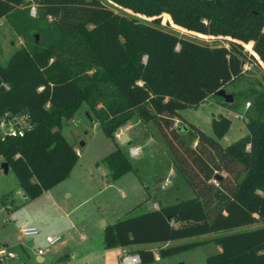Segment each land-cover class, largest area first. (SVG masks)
Listing matches in <instances>:
<instances>
[{
    "label": "trees",
    "instance_id": "1",
    "mask_svg": "<svg viewBox=\"0 0 264 264\" xmlns=\"http://www.w3.org/2000/svg\"><path fill=\"white\" fill-rule=\"evenodd\" d=\"M2 18L25 43L6 64L0 61V119L27 115L31 128L23 137L0 136V158L27 200L70 177L79 155L62 126L84 103L114 140L138 117L175 134L180 147L172 138L168 145L196 195L107 224L105 247L215 232L212 241L221 250L207 264H264V226L232 232L264 221V119L249 118L248 132L227 146L218 139L231 126L227 116L213 119L215 136L189 122L197 147L172 127L173 119L187 123L181 110L221 97V89L244 75L246 61L264 66V0H0ZM165 27L225 38L229 45L199 43ZM254 92V105L264 112V88ZM103 162L112 180L135 170L119 145ZM218 170L227 176L217 186ZM0 205L13 207L15 199L5 194ZM205 242L169 245L159 253L169 257ZM137 253L143 264L155 261L152 250Z\"/></svg>",
    "mask_w": 264,
    "mask_h": 264
},
{
    "label": "rangeland",
    "instance_id": "2",
    "mask_svg": "<svg viewBox=\"0 0 264 264\" xmlns=\"http://www.w3.org/2000/svg\"><path fill=\"white\" fill-rule=\"evenodd\" d=\"M33 16L37 13L36 4L32 7ZM119 13H132L120 7L113 6ZM147 20L144 17H141ZM167 17L163 15V23ZM182 37L208 43L210 45H229L225 38L215 41L212 37L195 36L179 28L165 27ZM24 40L10 27L6 19L0 20V61L6 64L13 53L24 46ZM245 48L251 52L246 46ZM264 88V66L260 67L253 61H246L245 73L238 80L224 87L226 94L233 96L232 101H226L224 96H211L198 107L181 110L186 122L172 120V127L178 128V135L184 137L193 147L198 146L196 131L189 127V122L209 135L215 136L213 119L227 116L232 120L229 130L219 141L227 146L248 132L246 123L251 117L264 119V112L254 105L255 90ZM89 106L84 103L80 110L70 120L63 122L62 131L78 151L79 160L69 178L58 186L59 199L64 201L66 212L58 218L62 225L55 228L52 217L56 214L54 204L46 194L33 200H27L19 180L12 169L7 172L0 169V196L9 194L15 199V205H0V244H8L16 254L14 259L4 264H41L35 255L38 249H46L45 264H92L91 253H104V225L114 223L119 219L138 215L150 209L157 200H163L165 205L178 200L194 197L195 191L185 177L178 171V164L172 155L167 139L180 143L175 134L166 129L162 132L156 123L143 122L134 117L127 125L116 133V139L107 136L99 124L88 115ZM186 124L189 128H181ZM131 134L130 142L123 143L120 135ZM168 136L166 137L165 134ZM120 146L130 158L135 170L122 177L112 180L108 166L103 158ZM4 161L0 158V164ZM216 173L226 177L225 171ZM159 177V178H158ZM218 178L212 180L219 185ZM157 187V189H156ZM159 190V191H158ZM68 194L71 196L68 197ZM60 217V216H59ZM74 225V226H72ZM24 226H36L40 233L22 238L20 229ZM264 221L234 228L232 232L263 227ZM51 234L59 240L51 245L46 236ZM218 233H208L189 238L175 240L171 245L183 244L196 240H206L205 243L177 253L174 261H184L186 264H207L206 257L218 252L219 245L212 241ZM85 236V237H84ZM28 251V253L26 252ZM75 255V256H74ZM167 260L155 261L152 264H166ZM111 264H120L116 259ZM142 264V263H139ZM176 264V263H173Z\"/></svg>",
    "mask_w": 264,
    "mask_h": 264
},
{
    "label": "crops",
    "instance_id": "3",
    "mask_svg": "<svg viewBox=\"0 0 264 264\" xmlns=\"http://www.w3.org/2000/svg\"><path fill=\"white\" fill-rule=\"evenodd\" d=\"M110 182H113V180H110L109 183ZM61 183H63V181ZM61 183H59L58 185L54 186L53 188L45 191L42 194V195L46 194L48 196V198L54 204V211L56 212V214L54 215V217H52V220L54 222L55 228L56 227L57 228H60V226L62 225L61 221H58V218H61L64 215L66 217H68V215L70 214V212H66V210L64 208V205H65L64 201L62 202V200L58 198L60 196L59 191H58L59 190L58 189V186H60ZM156 189H157V187H156ZM70 196L71 195L68 194V197H70ZM161 205H165L164 204V201L163 200H159V201L156 200L153 203L152 207L150 209H148L147 211H151V210H154V209H158ZM2 207L7 208L6 206H2ZM103 225H104V228H105V226L107 225L106 222H103ZM72 226H74V225H72ZM103 233H104V230H103ZM48 235H51V234H48ZM172 242L173 241H170V242H167V243H151V244L132 245V246H128V247H112V248H106L105 245H104V248L105 249H104L103 255H98V254L94 255V254L91 253L90 259L92 261V264H111V262L114 261V260H116V259L121 260V257L124 254H126V253L138 254L137 253V249H149V250H152L154 252L155 261H157V260L161 261L162 260V261L165 262V260H167V263L166 264H173V263H176V264H186L184 261H178V260H175L174 261V259H175L174 256H176L177 254L172 255V256H169V257H164V258L160 256V253H159L160 248L169 246V245H171ZM103 244H104V239H103ZM220 250H221V246L219 245L218 251H220ZM26 252L28 253L27 250H26ZM207 257H206V259H207ZM35 258L41 264H45L46 261H47V257H46L45 254L44 255H39L37 253L35 255ZM154 262H152V263H154ZM152 263H149V264H152ZM21 264H24V262H21Z\"/></svg>",
    "mask_w": 264,
    "mask_h": 264
},
{
    "label": "built area",
    "instance_id": "4",
    "mask_svg": "<svg viewBox=\"0 0 264 264\" xmlns=\"http://www.w3.org/2000/svg\"><path fill=\"white\" fill-rule=\"evenodd\" d=\"M32 12L34 9L32 8ZM31 128L27 115H11L9 113L5 114L0 119V136H11V137H23L28 129ZM3 166L0 164V169ZM40 233V229L36 226H24L20 229V234L22 238L29 236H35ZM59 238L57 236L48 235L46 236L47 243L53 245ZM46 249H38L37 253L39 255H44ZM16 257V254L11 250L10 246L7 244H0V264L6 263L8 260ZM141 263V258L139 254L126 253L121 257L120 264H139Z\"/></svg>",
    "mask_w": 264,
    "mask_h": 264
},
{
    "label": "water",
    "instance_id": "5",
    "mask_svg": "<svg viewBox=\"0 0 264 264\" xmlns=\"http://www.w3.org/2000/svg\"><path fill=\"white\" fill-rule=\"evenodd\" d=\"M218 94H219L220 96H224L225 99H226V101H232V100H233V96H232L231 94H229V95L226 94V93H225V89H221V90L218 92ZM134 133H135L134 130H131L130 133H128V132H124V133H122V134L120 135V139H121V141H122L123 143H128V142H130V139H131L130 135H131V134H134ZM2 166H3V168L5 169L6 172L9 170V166H8V164H7L6 162L2 163ZM216 178L221 179L222 176L219 175V174H217V175H216Z\"/></svg>",
    "mask_w": 264,
    "mask_h": 264
}]
</instances>
